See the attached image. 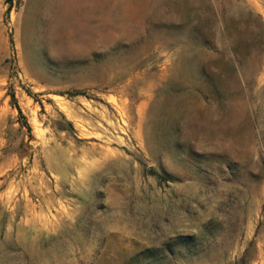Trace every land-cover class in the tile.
<instances>
[{
	"label": "rangeland",
	"instance_id": "1",
	"mask_svg": "<svg viewBox=\"0 0 264 264\" xmlns=\"http://www.w3.org/2000/svg\"><path fill=\"white\" fill-rule=\"evenodd\" d=\"M0 264H264V0H0Z\"/></svg>",
	"mask_w": 264,
	"mask_h": 264
}]
</instances>
